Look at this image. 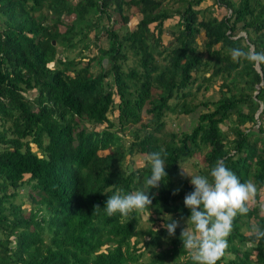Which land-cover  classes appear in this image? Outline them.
<instances>
[{
	"label": "trees",
	"instance_id": "trees-1",
	"mask_svg": "<svg viewBox=\"0 0 264 264\" xmlns=\"http://www.w3.org/2000/svg\"><path fill=\"white\" fill-rule=\"evenodd\" d=\"M201 1L0 0V264H134L144 253L143 264H195L183 226L174 236L164 227H194L183 203L193 185L179 169L195 152L196 175L222 160L258 189L217 264H264V239L253 246L250 235L264 229V62L232 57L264 53V0H213L220 17ZM209 89L215 97L194 102ZM200 105L192 127L165 129L167 114ZM157 151L168 175L148 190L150 224L139 225V211L109 217L108 196L143 189L150 175L147 162L126 169V158Z\"/></svg>",
	"mask_w": 264,
	"mask_h": 264
},
{
	"label": "clouds",
	"instance_id": "clouds-1",
	"mask_svg": "<svg viewBox=\"0 0 264 264\" xmlns=\"http://www.w3.org/2000/svg\"><path fill=\"white\" fill-rule=\"evenodd\" d=\"M232 57L234 60L243 57L264 62V53L245 52L239 48L232 50ZM165 155L159 151L147 155L150 175L146 178L145 188L128 193L120 190L108 196L103 208L109 217L119 213L121 217L128 218L133 212L149 209L152 197L148 190L159 188L168 175ZM180 174L189 176L183 169ZM189 177L193 190L185 195L183 203L190 210L188 219L194 227L192 230L187 227L181 229L182 247L190 253L195 264H217L228 248L227 237L233 231L235 218L237 215H247L249 202L255 200L258 189L250 181L242 183L222 160L215 163L208 176ZM94 207L100 208L99 205ZM178 226L177 220L164 225L169 236L175 235ZM250 235L254 237L252 245L255 246L264 239V229L253 225Z\"/></svg>",
	"mask_w": 264,
	"mask_h": 264
},
{
	"label": "rangeland",
	"instance_id": "rangeland-1",
	"mask_svg": "<svg viewBox=\"0 0 264 264\" xmlns=\"http://www.w3.org/2000/svg\"><path fill=\"white\" fill-rule=\"evenodd\" d=\"M166 6H170L171 8H173V7H177L178 3H176V2L170 3L168 1V3H166ZM206 6H210L212 8L213 14L217 17H220V16L226 14V12H227L223 6H217L216 4H214L213 0H202L197 7L203 8ZM126 14H128V17H129V20L126 24V27L128 29L132 30L135 27V23H136V20L138 18V14L132 8H130L128 11H126ZM111 19L117 21V23L114 25V27H117L118 24L121 23L119 15L116 12L111 11ZM103 20H105V19H103ZM175 20H176L175 16H172L170 19L164 20L162 23V27L163 28L170 27L171 25L174 24ZM150 27H151V25H150ZM59 30L60 31L63 30L62 25L59 26ZM102 35L104 36V34H102ZM161 38H162L163 44L167 43L170 40V37L165 32L161 35ZM201 39H202V31H201L200 35L196 38L197 43H200ZM101 41H103V43H104L103 38L101 39ZM54 43H55V40H54ZM56 48L59 52H61L62 44L57 43ZM93 52H95V50H89L88 52L86 51L85 54L87 56H90ZM63 53L64 52H62V54ZM65 53L68 57H73L77 53V48L66 51ZM85 62H86V58L81 59V65H83ZM127 63H130V59L127 60ZM91 71L92 72L98 71V66L96 64H94L91 67ZM211 87L213 88V90H215L216 89V83L213 84ZM213 90L209 89L206 91H198L196 93V97L194 99V102H198L200 100H206V99H210L212 97H215L216 93ZM114 100L116 102L117 98L114 97ZM201 108H202V106L200 105L196 108L195 111L190 112L186 115H184V114H175V115L174 114H167L166 115L165 129L176 130L177 127L178 128L181 127L183 129H187V128L192 127V125L195 124V119H193V118L200 111ZM101 126L102 125H97V127H101ZM221 126L223 129L225 128L223 125H221ZM124 138L126 141L129 137H128V135L125 134ZM205 149H206V147H203L201 152L205 151ZM32 150H36L35 146L32 147ZM145 163H146V156L144 154L135 153L131 157L126 158V161H125L126 167L125 168L127 169V167H128L129 169H134L136 167H140V166L144 165ZM200 163H202L201 153L195 152L192 155V157L190 158V161H187V162H185V164H182L180 166L179 170H180V172H182V169H183L189 176H195L196 175L195 168L198 167V164H200ZM189 182H190V180H189ZM19 195H20V197L17 198V201L21 200L22 206L27 208L28 207V202H27L28 199H27L26 195L24 194L23 189L19 190ZM139 216H140L139 225H141L142 227H146L150 224V222H147V211L146 210L143 212H140ZM160 217L161 218H167V216H165V215H160ZM178 222H179V225L183 226V228L187 227V229L190 230L189 225L183 224L180 221H178ZM157 223H159V221ZM155 225H156V222L154 224H151L152 228ZM146 259H147V254L144 253V255L141 258H139V260L137 262H134V264H143V262H145Z\"/></svg>",
	"mask_w": 264,
	"mask_h": 264
},
{
	"label": "water",
	"instance_id": "water-1",
	"mask_svg": "<svg viewBox=\"0 0 264 264\" xmlns=\"http://www.w3.org/2000/svg\"><path fill=\"white\" fill-rule=\"evenodd\" d=\"M52 44H54V41H53V40H52ZM249 50H250V51L252 50V47H251V46L249 47Z\"/></svg>",
	"mask_w": 264,
	"mask_h": 264
}]
</instances>
